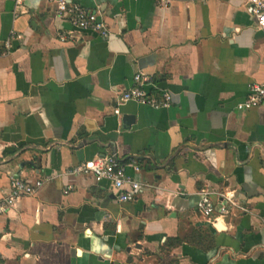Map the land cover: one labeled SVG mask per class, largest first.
I'll return each mask as SVG.
<instances>
[{"label":"crops","instance_id":"1","mask_svg":"<svg viewBox=\"0 0 264 264\" xmlns=\"http://www.w3.org/2000/svg\"><path fill=\"white\" fill-rule=\"evenodd\" d=\"M69 2L98 12L109 35L58 18L53 0H0V198L12 175L44 180L0 213V264H264V103L237 108L264 84L247 4ZM138 71L171 106L129 101L115 114ZM113 153L143 185L132 201L67 174ZM203 192L210 220L196 209ZM226 193L241 208L221 215Z\"/></svg>","mask_w":264,"mask_h":264},{"label":"built area","instance_id":"2","mask_svg":"<svg viewBox=\"0 0 264 264\" xmlns=\"http://www.w3.org/2000/svg\"><path fill=\"white\" fill-rule=\"evenodd\" d=\"M56 5L55 13L58 18H64L69 23L80 30H92L100 35L107 37L109 29L98 12L87 10L69 0H53ZM161 5L168 6L170 0H157ZM247 4L251 15L253 16L257 29L264 37V0H243ZM19 4L21 0H14ZM13 37V36H12ZM19 38V35H15ZM65 37L62 36L61 40ZM6 47H10L9 40ZM134 84L129 89L123 91L117 97V106L114 109L115 114H119V106L132 101L154 109H166L171 106L172 96L168 91L161 90L158 94L152 93L147 89L152 84L150 77L143 71H138L133 77ZM264 103V84H255L250 87L249 93L244 101L237 104L240 110L256 107ZM135 171L139 166L133 164ZM67 174H92L96 181L106 180L111 189L116 194L120 202L132 201L143 185L131 175L127 174L125 166L120 161L117 153L96 157L92 160L84 161L73 166L67 171ZM44 184V180L29 181L21 176L12 175L10 177L9 191L0 198V213L7 212L14 207L16 203L26 196H31L37 192ZM225 200L219 208L218 213L224 215L228 212L227 204L241 208L239 203L233 200V195L226 193L222 196ZM197 211L206 219L215 214L214 202L209 197V193L203 192L196 205ZM1 255V254H0Z\"/></svg>","mask_w":264,"mask_h":264},{"label":"water","instance_id":"3","mask_svg":"<svg viewBox=\"0 0 264 264\" xmlns=\"http://www.w3.org/2000/svg\"><path fill=\"white\" fill-rule=\"evenodd\" d=\"M134 121V116L133 115H126L123 119L124 124L130 125Z\"/></svg>","mask_w":264,"mask_h":264}]
</instances>
